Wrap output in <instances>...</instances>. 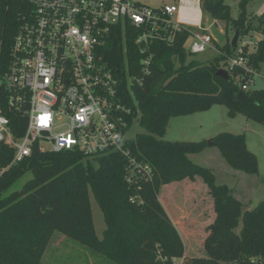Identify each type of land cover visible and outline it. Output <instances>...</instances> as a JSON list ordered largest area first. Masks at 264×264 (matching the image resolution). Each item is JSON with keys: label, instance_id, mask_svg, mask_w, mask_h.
<instances>
[{"label": "trees", "instance_id": "obj_1", "mask_svg": "<svg viewBox=\"0 0 264 264\" xmlns=\"http://www.w3.org/2000/svg\"><path fill=\"white\" fill-rule=\"evenodd\" d=\"M242 0L237 19L223 0L205 1L203 10L215 21L225 24L226 41L214 44L221 52L213 62L201 65L189 61L187 32L178 34L172 45L155 42L152 74L128 96L133 115L130 128L138 121L144 133L127 139L125 148L138 162L153 169L152 182L131 188L125 180L128 161L120 153L86 158L75 151L51 153L34 149L29 158L12 165L13 151L0 146V264H42L43 256L55 233H60L101 254L113 264H264V200L253 210L243 212V203L232 189L217 185L211 169L197 165L191 156L210 147L221 153L234 170L258 175L259 162L247 146L245 135L222 133L202 142L163 140L171 119L207 112L214 106H226L229 116L244 115L264 126V89L242 91L247 81L242 68L227 69L235 57L229 29L241 37L257 32L262 39L255 49L244 47L249 68L264 66V14L249 19ZM17 4L0 17V47L6 62L12 38L17 30ZM138 33L128 23L113 28L100 58L114 76L127 87L128 77L139 73L142 56L135 40ZM225 70L229 80L217 75ZM240 79V85L237 82ZM242 91L257 104H244L235 95ZM7 94L0 87L2 114L11 119L16 138L24 135L26 119L7 108ZM30 180L20 188L27 174ZM201 179L212 197L214 222L204 242L207 257L188 258L176 225L160 201L164 186ZM90 193L104 215L103 238L96 235ZM140 196L143 204L133 202ZM242 220V225H241Z\"/></svg>", "mask_w": 264, "mask_h": 264}, {"label": "built area", "instance_id": "obj_2", "mask_svg": "<svg viewBox=\"0 0 264 264\" xmlns=\"http://www.w3.org/2000/svg\"><path fill=\"white\" fill-rule=\"evenodd\" d=\"M186 1L180 0L173 21L171 8L153 9L133 0H0V17L13 4L21 7L6 62L0 47V87L8 96L7 108L26 119L24 135L16 138L11 119L0 108V146L13 151L12 165L29 158L34 149L75 151L86 158L120 153L128 161L129 187L141 189L142 182H152L151 166L138 162L125 148L127 119L133 115L128 96L151 76L155 42L170 46L178 34L187 32L193 38L192 55L214 44L203 17L208 0H191L197 4L200 21L191 19V11L184 9ZM120 22L138 33L135 45L142 56L139 73L128 77L127 87L99 54ZM259 42L252 44V50ZM247 46H239L227 65L228 70L242 68L246 73L244 92L251 90L258 76L244 57ZM132 201L143 204L140 196ZM173 264L183 261L175 259Z\"/></svg>", "mask_w": 264, "mask_h": 264}, {"label": "rangeland", "instance_id": "obj_3", "mask_svg": "<svg viewBox=\"0 0 264 264\" xmlns=\"http://www.w3.org/2000/svg\"><path fill=\"white\" fill-rule=\"evenodd\" d=\"M229 6L232 17L237 19L240 12V2L242 0H223ZM133 2L151 7L153 9L167 6L173 10V21L177 19L180 0H133ZM249 19L259 18L264 14V0H253L246 7ZM204 17V13H203ZM219 29L225 34V24L218 23ZM229 40L234 38L232 28L229 29ZM262 39V35L251 32L239 41V46L249 45ZM193 38L190 36L186 48L191 52ZM215 44L208 48L206 52L197 55H189V61H195L201 65H208L219 55ZM238 52V51H237ZM255 83L250 84L251 90L264 89V66L257 71ZM240 79L237 82L240 85ZM0 81V86L2 85ZM144 133L138 121H134L126 132V138L132 139L137 134ZM222 133L235 135H245L248 149L257 156L259 162L258 175H247L243 172L234 170L223 159L219 150L215 147L208 148L199 155L191 156L192 161L211 169L215 176L217 185H225L233 190L235 196L243 203V212L255 209L264 200V126L254 120L247 119L242 114L235 117L229 116V109L226 106L217 105L207 112L196 113L189 116L175 117L171 119L167 132L163 140L168 142H209ZM32 175L29 173L21 179L17 187L20 188L30 180ZM202 181L201 179H198ZM207 191V186L201 182ZM189 189L188 184L175 185L176 192H168L170 188H165L160 192V198H166L173 204L171 208L175 212L177 225L180 227V234L185 244V254L188 258L207 257L204 251V242L208 236V228L215 220L212 197L208 194V204H205L204 211L199 213V199H203V189L193 184ZM196 186V187H195ZM174 187V186H173ZM179 188H181L179 190ZM186 194V190H192ZM187 197V199H186ZM91 210L95 225L96 235L99 239L103 238L106 230L104 215L94 196L90 193ZM178 205V206H177ZM242 225V220H241ZM177 227V226H176ZM178 229V228H177ZM179 231V230H178ZM42 264H113L101 254L89 249L88 247L71 240L70 238L55 233L42 260Z\"/></svg>", "mask_w": 264, "mask_h": 264}, {"label": "water", "instance_id": "obj_4", "mask_svg": "<svg viewBox=\"0 0 264 264\" xmlns=\"http://www.w3.org/2000/svg\"><path fill=\"white\" fill-rule=\"evenodd\" d=\"M204 15H205V20H206V25L209 27L211 34L215 38V41L220 45L224 44V42L226 41V35L219 29L218 22L215 21L212 14L204 11ZM238 42H239V32H236L232 40V45L234 48L238 47ZM217 75L223 79L229 80V76L227 72L223 69L219 70ZM235 98L237 101L244 103V104H257L255 100L251 99L249 96H247L242 91L238 92L235 95ZM208 144L211 145V140L208 142Z\"/></svg>", "mask_w": 264, "mask_h": 264}, {"label": "crops", "instance_id": "obj_5", "mask_svg": "<svg viewBox=\"0 0 264 264\" xmlns=\"http://www.w3.org/2000/svg\"><path fill=\"white\" fill-rule=\"evenodd\" d=\"M163 7V6H162ZM161 8V7H160ZM157 9H159V8H157ZM186 182H187V184H188V188L189 189H191V188H193L194 186H193V184H195L196 186H200L202 189H203V194H205V197L203 198V199H199V213L201 214L203 211H204V208H205V204H208L209 203V201H211V200H207V197L206 196H208V194H209V191H207L206 189H204V187H203V185H202V181H200V180H198V179H196V181L195 182H192V181H190V180H185V181H183V182H178V183H173V184H170V185H167V186H164L161 190H163V189H165V188H170V190L168 191V192H176V188H175V185H177V184H180V185H182V184H186ZM174 186V187H173ZM195 186V187H196ZM181 188H179V190H180ZM191 191H193V189L192 190H186V194H189ZM159 198H160V196H159ZM186 199H187V197H186ZM160 201H161V203L163 204V206H164V208L166 209V211L168 212V214L170 215V217H171V219L173 220V222H174V224L177 226V228H178V230H179V232H180V230L181 229H179L180 227H178V225H177V221H175V219H176V216H175V212H173L172 210V208H171V206H173V204L176 206V204H177V202H169V201H167L166 200V198H160ZM212 202V204H213V201H211ZM178 206V205H177ZM183 236V235H182Z\"/></svg>", "mask_w": 264, "mask_h": 264}, {"label": "bare ground", "instance_id": "obj_6", "mask_svg": "<svg viewBox=\"0 0 264 264\" xmlns=\"http://www.w3.org/2000/svg\"><path fill=\"white\" fill-rule=\"evenodd\" d=\"M196 6H197L196 2L188 0V1H186L184 9L187 10L188 12L191 11V14H192L191 19L192 20L200 21L201 15H200L199 11L197 10L198 8ZM185 18L186 17H184V19Z\"/></svg>", "mask_w": 264, "mask_h": 264}]
</instances>
